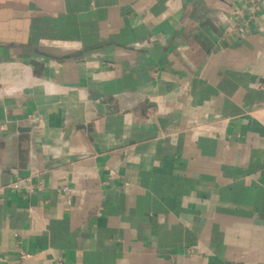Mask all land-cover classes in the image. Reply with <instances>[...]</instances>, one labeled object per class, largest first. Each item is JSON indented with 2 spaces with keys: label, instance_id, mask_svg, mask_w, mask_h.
Returning <instances> with one entry per match:
<instances>
[{
  "label": "crops",
  "instance_id": "0c3cea01",
  "mask_svg": "<svg viewBox=\"0 0 264 264\" xmlns=\"http://www.w3.org/2000/svg\"><path fill=\"white\" fill-rule=\"evenodd\" d=\"M0 264H264V0H0Z\"/></svg>",
  "mask_w": 264,
  "mask_h": 264
},
{
  "label": "built area",
  "instance_id": "2783aa9c",
  "mask_svg": "<svg viewBox=\"0 0 264 264\" xmlns=\"http://www.w3.org/2000/svg\"><path fill=\"white\" fill-rule=\"evenodd\" d=\"M22 256H23V257H28V256H30V255H29L28 253H23Z\"/></svg>",
  "mask_w": 264,
  "mask_h": 264
}]
</instances>
